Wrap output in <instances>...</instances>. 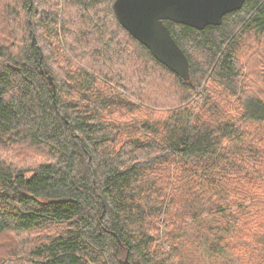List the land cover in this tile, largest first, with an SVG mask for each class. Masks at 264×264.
<instances>
[{"label": "trees", "instance_id": "16d2710c", "mask_svg": "<svg viewBox=\"0 0 264 264\" xmlns=\"http://www.w3.org/2000/svg\"><path fill=\"white\" fill-rule=\"evenodd\" d=\"M114 1L0 6V146L43 159L0 155V235L54 228L6 264H264V96L238 67L264 39V0L203 30L164 22L190 81L120 26ZM64 7L83 11L85 40L65 35ZM257 56L246 65L264 42Z\"/></svg>", "mask_w": 264, "mask_h": 264}, {"label": "water", "instance_id": "95a60500", "mask_svg": "<svg viewBox=\"0 0 264 264\" xmlns=\"http://www.w3.org/2000/svg\"><path fill=\"white\" fill-rule=\"evenodd\" d=\"M246 0H115L116 20L154 59L184 81H190L187 57L165 21L197 30L219 26L225 15L240 10ZM51 81V78L48 77Z\"/></svg>", "mask_w": 264, "mask_h": 264}, {"label": "rangeland", "instance_id": "374dc122", "mask_svg": "<svg viewBox=\"0 0 264 264\" xmlns=\"http://www.w3.org/2000/svg\"><path fill=\"white\" fill-rule=\"evenodd\" d=\"M39 1L42 4L44 2L46 4L49 2L54 3V0H39ZM2 4L6 5V6H11L12 8L19 7V6H17V0H0V6ZM100 8L103 9V14H104L103 19L105 20V23L107 25H109L112 29L114 27L117 30L115 32L117 37L119 39H121L122 41H125L126 43H128L131 47L132 43L124 36V34H122V32H120L114 26V24H113L114 22L112 20L111 14L108 13L107 7L106 6H100ZM44 9L45 10L47 9L49 11V7L47 5H46V8H44ZM64 9H65V7L60 12V20L62 18V22L64 24H66L67 28L65 29V27H64L65 35L72 36V37L76 36L73 32L75 30H78L77 31L78 38L82 37L85 40V33H87L92 28H91V25L85 26V21L87 20V18L85 20V16L83 15V11L77 10V12H76L75 8H73L74 10H72V11H71V9H69L66 12V20H65V15H64L65 13L63 12ZM1 11H3L2 8H1ZM74 13H77L76 17L75 18L74 17L69 18L70 14L72 16V14H74ZM21 16H23V12L19 17H21ZM64 20H65V22H64ZM70 23H76L78 27L75 25L72 26V24H70ZM0 25H2V16H1V24ZM2 28L5 29L4 27H2ZM17 32L19 33V31H17ZM45 34H46V32H44V31H38V35H40L41 37H44ZM2 35H3V33L1 31V36ZM258 36L259 35H252L244 43L243 50L240 53L239 58H238L239 59L238 60V67L240 64L243 65V66L241 65L242 80L246 81L248 78H250V76H252L253 79L255 80L252 84V87L254 88L255 91L259 92L261 95L264 96V74H260V72L258 70V69H264V61L260 62L257 67H252L250 64L246 65L247 59L252 64H254L255 61L258 59V56H257L258 55V49H261V43L264 42L263 37H261V36L258 37ZM93 48L94 47H92V49ZM82 52L85 53V49ZM263 59H264V57H263ZM71 62L74 63L73 61H71ZM53 69H55L56 72L61 73L63 69H66L65 62H62V61L59 62L57 60L53 61ZM155 69H156V71L160 72V73H158V75H164L167 77V80H168L167 83L171 82V79L167 73H164L158 67H155ZM148 79L149 80L158 79V80L163 81L165 79V77H158L156 75L153 77V69H151ZM239 80H240V82H242L241 77L239 78ZM162 87H165V84H162ZM0 155H2V157L6 158V159H11L13 161H17L21 157H27L31 160V162L43 161V159L41 157L34 156L30 148H20V146H14V147H8V148L0 146ZM53 230H54V228H49V229H46V231L43 230L44 232L43 231H37V232L26 233V234H15V233L9 232L5 235H0V264H6L7 260H11V259L13 260V259L25 258L26 256H24L20 253L21 251H23L28 246V244L25 241L35 242L39 239V237L41 235L50 234V233H52Z\"/></svg>", "mask_w": 264, "mask_h": 264}]
</instances>
